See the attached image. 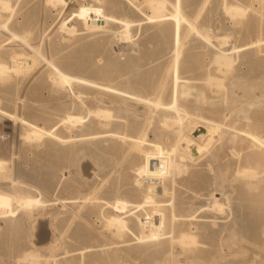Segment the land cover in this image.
Returning a JSON list of instances; mask_svg holds the SVG:
<instances>
[{
  "label": "rangeland",
  "instance_id": "1",
  "mask_svg": "<svg viewBox=\"0 0 264 264\" xmlns=\"http://www.w3.org/2000/svg\"><path fill=\"white\" fill-rule=\"evenodd\" d=\"M174 1L168 0L160 12L166 16L151 22L154 11L147 0H10L11 17L0 7V63L13 65L12 57L18 55L24 65L19 72L10 69L6 75L0 74V162L4 164L0 167V264H33L28 254L37 256L36 264L264 261V223L257 228L246 226L248 216H254L247 201L264 190V143L244 134H264V123L256 124L264 117V0H193L191 7L183 4L184 13L197 27L195 31L189 25L183 28V56L194 59L183 74L196 78L209 101L198 104L191 97L180 103L193 116L218 119L232 129L229 132L226 125L210 135L206 123L185 118L182 135L206 145L197 159L184 149L174 110L159 105L149 110L144 103L129 101L140 118L136 122L128 113L115 116L118 107H125L123 96L76 82L57 86L53 80L56 66L70 76L114 88H125V83L132 81L147 97L173 103L172 76L165 75L177 42L174 36L170 42L169 34L160 32L166 27L165 33H169ZM235 5L246 14L226 12ZM63 22L69 23L74 33L68 32ZM127 23L131 28L125 36ZM233 47H239L238 51L230 52ZM226 49L232 53L233 65L224 78L216 57ZM110 58L118 59L112 64L115 74L101 77L92 72L91 68L104 67ZM127 59L134 64H126ZM155 66H159L157 74L151 71ZM208 77L222 78L226 84L230 80L231 89L232 82L240 84L238 79H242V84L245 78L243 83L251 86V92L246 91V84L233 87L232 92L227 85L226 89H213ZM163 81L168 85L164 93L159 87ZM215 106L221 108V114ZM251 109L255 126L246 121V113L242 115ZM70 116L82 117L83 123L70 122ZM26 131L42 136L32 140ZM255 152L262 156L261 164L254 158ZM148 155L168 160L167 177L154 181L158 185L163 182L173 198L159 206L130 208V212L116 204L113 207L117 202L143 201L136 180L149 186L144 174ZM249 168L259 172L252 183L243 174ZM49 180L55 181L51 188L44 186ZM27 196L40 199L38 207L21 208ZM215 199L223 211L214 207ZM230 205L245 206L247 218L241 225L232 220ZM122 214L129 229H118L109 222ZM10 218L18 223L8 226ZM206 218L210 219L207 225ZM230 222L233 228L237 225L234 239H229ZM183 233L195 235L198 245L181 246L177 239ZM157 234L164 237L137 240Z\"/></svg>",
  "mask_w": 264,
  "mask_h": 264
},
{
  "label": "bare ground",
  "instance_id": "2",
  "mask_svg": "<svg viewBox=\"0 0 264 264\" xmlns=\"http://www.w3.org/2000/svg\"><path fill=\"white\" fill-rule=\"evenodd\" d=\"M52 1V0H51ZM57 1H64V0H57ZM147 2L149 3V5H151V8L152 10L154 11V14L151 15L149 17V20L150 22L151 21H154L155 19H160L162 18L163 16H166V15H161L160 12H162L164 10V8L166 7V4L168 3V0H147ZM188 7H191V5L194 3L193 0H175L173 2V6H174V12H172L170 14V22H168V24L170 25L169 27V33H165V30L167 31L168 29H166V27L164 29L161 30L160 33H163V35H166V34H169L168 38H169V41L172 42L173 41V36L175 37V41L177 42V47H176V50H175V53L173 55L172 53V65H171V68L170 70L168 69L167 71V74L165 76H172V82H171V86L173 87L174 89V95H175V99L173 101V103H169V104H166V103H163L161 102L159 99L156 100L154 98H149L147 97L146 95H144L142 92H139L136 90L135 88V85L133 84L132 81H127L125 84V88H114L112 85L110 84H99L95 81H92L85 77H77V76H70L68 75L67 73L63 72L61 69H59L58 67L54 66V75H53V80L54 82L57 84V86H62V85H65V84H69V83H73V82H76V83H80V84H85V85H93V86H96L102 90H105V91H111L113 93H116V94H119L121 96H123V102L125 104V107H118L117 108V114L118 115H115V116H118L120 117L122 113H128L130 114V116L137 122V121H140V118L134 113V111L132 110V108H130L129 104L127 102L129 101H136L138 103H144L146 104V107L150 109H153L154 106H160L162 107L163 109H166V108H169V109H172L175 111L176 115H175V124H179L180 127H179V133L181 134V136L183 137L182 140H184V142L186 143V146H184V149L186 151V153L193 159H197L199 157L202 156L205 148H206V145H202L199 141H196L195 139L191 138V137H188V136H185V135H182V123H183V120L186 118V119H192V118H197L198 120H201L203 121L204 123L207 124L208 126V130H209V134L211 135L212 133L216 132L218 129H220V127H223L227 125V130L232 131V129H230V124H227V123H221L218 119H212V118H207L205 116H193L189 111H187L186 109L182 108V105L180 102L181 99L183 100H187L191 97H193L195 99V102H197L198 104L199 103H203V102H208V97L205 95V92L199 88L197 85H196V81L194 79L196 78H193V77H187V76H184V71L188 68H190L192 65V62H193V58L191 57H184L183 56V50H182V47H181V41H182V36H183V28L184 27H187L186 25H189V29H192V30H196L197 27L196 25L188 18V16L184 13V4ZM227 6V5H226ZM0 7L2 8V11L5 12V14H7L8 16H10L12 13H11V5H10V0H0ZM228 7V6H227ZM232 7L230 8H227L228 11L226 12H230V15L231 14H234V15H237V16H242L244 14H246L245 10L243 8H241L240 6L238 5H235L232 9ZM6 15V17H7ZM11 17V16H10ZM9 20V18H8ZM161 21V20H160ZM64 24H62V26L64 28H66L68 30V32L70 31H73V28L71 27V25L67 22H63ZM5 27V25H4ZM3 28V27H2ZM131 28V24L130 23H127V25L125 26V36H126V33H129V30ZM66 30V31H67ZM75 30V29H74ZM230 30V29H229ZM64 31V30H63ZM226 32V31H225ZM74 33V31H73ZM122 33V32H120ZM192 33V32H191ZM234 34V33H233ZM116 35V34H115ZM130 35V34H129ZM121 36V35H120ZM128 36V35H127ZM122 39H123V35H122ZM207 39V38H205ZM226 39V38H225ZM208 40V39H207ZM223 41V39H221ZM209 41V40H208ZM231 43V42H230ZM131 46V45H130ZM128 47V46H127ZM133 47V45H132ZM228 47V46H227ZM239 49V47H233L232 50H230V52H234L235 50ZM124 50V49H123ZM228 49L224 51H222L217 57H216V62L218 63L219 67H218V70L222 73V76L224 78H227V74L230 72V68L232 67L233 65V60H232V56L231 54L232 53H228L226 52ZM128 51V50H127ZM130 51V50H129ZM229 51V50H228ZM238 51V50H237ZM241 51V50H240ZM251 54V53H250ZM252 55V54H251ZM238 56V55H237ZM8 58V57H7ZM184 58V60H183ZM23 59V57H22ZM193 59V60H192ZM254 58L252 57L250 60H253ZM12 60H13V65L10 64V66L6 65V64H3V63H0V74L2 75H6L9 73L10 69H12L13 71H18L24 67V65L22 64V60H21V57H19L18 55H15L12 57ZM27 60V59H26ZM118 59L116 58H110L109 61L107 62L108 64H106L104 67H98V68H91L92 72L101 76V77H109L113 74H115L113 68H112V64H114L115 62H117ZM238 60V59H237ZM24 63V62H23ZM28 63V62H27ZM26 63V65H28ZM125 63L126 64H134V62H132L131 60L127 59L125 60ZM216 63V64H217ZM235 64V63H234ZM12 65V66H11ZM161 66V64H160ZM159 66H155V67H152L151 68V71H153V73L157 74L158 72V68ZM83 69V68H82ZM85 70V69H84ZM264 75V74H263ZM240 78V77H239ZM263 78V77H262ZM131 79V78H129ZM168 79V78H167ZM245 79V78H244ZM243 79V81H245ZM264 79V78H263ZM132 80V79H131ZM242 80V79H241ZM241 80L239 81L238 79V82H240L241 84ZM248 80V79H247ZM242 81V84H244ZM139 84H141V87L142 89L146 90V91H149L148 89V86L143 84V83H140L138 82ZM167 82L166 81H163L162 84H160V89H161V92L164 93L167 89ZM207 83L210 84L211 88L215 87L216 90H221L223 87L225 88V85H227L226 87L227 88H230V80H229V83L226 84L224 82V79L222 78H218V77H208L207 78ZM247 82H245L246 84ZM262 83V82H261ZM240 84L236 83L235 81L231 83V86H232V89L233 87L235 86H239ZM240 85L241 87L243 85ZM244 84V85H245ZM250 84H254L253 83H249ZM256 84V82H255ZM259 85V83H258ZM56 86V87H57ZM170 86V88H171ZM246 87L247 89L250 88L248 87V85L246 84ZM256 87V86H254ZM261 87V84L260 86ZM258 87V88H259ZM245 88V87H244ZM253 88V87H252ZM214 89V88H213ZM226 89V88H225ZM232 89L230 88V91L232 92ZM251 89V88H250ZM250 89L246 90V91H249ZM215 90V92H216ZM253 90V89H252ZM228 91V90H227ZM213 92V91H212ZM218 92V91H217ZM251 92V90L249 91ZM227 93V92H226ZM254 93V92H253ZM250 94V93H248ZM252 94V93H251ZM255 94V93H254ZM246 95H247V92H246ZM234 96V95H233ZM231 97V98H234L235 97ZM163 97V96H161ZM253 97V96H252ZM264 97V94L262 95V98L263 99ZM227 99V97H225ZM228 98H230V94L228 93ZM252 100V99H251ZM250 100V101H251ZM230 101V100H229ZM261 101L260 99L258 100V102ZM263 101V100H262ZM211 103H213L212 101H210ZM209 102V104H210ZM254 102V101H253ZM249 103V102H248ZM256 103V101H255ZM254 103V105H255ZM208 104V103H207ZM208 104V105H209ZM221 104V103H220ZM227 104V102H226ZM260 104V103H259ZM258 104V105H259ZM211 105V104H210ZM228 105L230 107V102H228ZM227 105V106H228ZM235 105V104H234ZM251 105V104H250ZM66 106V105H65ZM214 105L212 104L211 107H213ZM249 106V104H248ZM216 107V106H215ZM251 107H253V103L251 105ZM65 107H61V109ZM106 108V106H105ZM248 108V107H247ZM256 108V107H255ZM254 108V109H255ZM63 109V110H64ZM107 109L109 111V115H110V110L107 106ZM229 109V108H228ZM250 109V107H249ZM253 109V108H252ZM252 109L250 111H247L242 114V115H245V119L246 121L251 125L255 126V123L256 124H263L264 123V117H260L259 119H257L256 122L253 121L252 117L250 116L251 115V112ZM66 110V109H65ZM75 110V109H74ZM227 110V109H226ZM240 110V109H239ZM101 111V110H100ZM153 111V110H152ZM154 111H155V108H154ZM215 111L217 112V114H221V108L219 107H216ZM254 111H261L260 108L258 109H255ZM66 112V111H65ZM96 112V111H95ZM103 111V114H108V112H105ZM239 112V111H238ZM100 113V112H99ZM237 112H235L236 114ZM96 114V113H95ZM108 115V116H109ZM169 115V114H167ZM173 115V114H172ZM239 115V114H238ZM74 117V116H72ZM98 117V116H97ZM104 119L105 117L107 116H102ZM112 117V116H111ZM174 118V116H172ZM101 118V117H100ZM102 119V118H101ZM107 120H110L112 119H108L106 118ZM148 119V118H147ZM144 120V119H143ZM69 121H74V122H80V123H83V118L82 117H75V118H71V116L69 117ZM68 121V122H69ZM168 121V120H167ZM108 122V121H107ZM108 122V124H109ZM169 122V121H168ZM171 123V122H170ZM223 124V125H222ZM174 125V124H173ZM116 126H118V124H116ZM103 127V126H102ZM119 127V126H118ZM80 130V129H79ZM85 130V129H84ZM116 129H114L115 131ZM81 131V130H80ZM27 132V131H26ZM105 133V131H104ZM27 137L30 139L32 138V140H38L40 138V136H42L41 134H38V133H32L30 134L29 132H27ZM86 134V133H85ZM84 134V135H85ZM111 134V133H110ZM109 134V135H110ZM156 134V133H155ZM233 133H231L232 135ZM247 137H250L252 139H254L255 141H257L258 143H264V134L262 133H256L254 131H247L244 133ZM81 135V134H80ZM101 135V134H100ZM83 136V134H82ZM145 138H146V134L144 135ZM107 137V136H106ZM109 137V136H108ZM73 138V137H72ZM103 138V136L101 137ZM110 138V137H109ZM180 138V136H179ZM100 139V138H99ZM104 139V138H103ZM106 139V138H105ZM104 139V140H105ZM108 139V138H107ZM201 139H205L204 136H202ZM101 140V139H100ZM145 142V140H143ZM103 142V141H102ZM142 145V144H141ZM139 147V146H138ZM159 148V151H163V148L161 146L158 147ZM175 154V153H174ZM256 160L259 162V164H261L263 162V158L262 156L259 154V152H255V157ZM73 160V159H72ZM1 161V160H0ZM70 161V160H69ZM73 162V161H72ZM72 162L70 164H72ZM147 162H148V165H146V168H145V171H144V174L146 176V178L148 179V181L150 182L149 183V186L148 187H143V183L140 181L141 179H137L136 182L138 183L137 185L140 186L142 189H141V194L143 196V201L140 202V203H129V202H117V203H114L113 207L115 206L116 204V207H120L122 209H125L127 210L126 212H130L131 209L130 208H144L145 206L147 205H152V206H159L162 204V202L165 201L166 198H170L172 199L173 198V192L169 190L168 187H166V185H164L163 182H160L162 185H158L159 183H157L155 180L156 179H159L161 180V177L163 178H166L168 173H167V166L169 165L168 164V160H166L165 158L163 157H155L153 155H148V158H147ZM5 163V162H4ZM69 163V162H68ZM3 163L0 162V167L3 168ZM243 174L246 175L248 178L251 179V183L253 181V179H256L258 177V174L259 172H257L255 169L253 168H249V169H245L243 170ZM96 179V178H95ZM163 180V179H162ZM54 182L55 181H52V180H49V181H44V186H47L49 188L53 187L54 185ZM26 186V185H25ZM41 186V185H39ZM6 191V190H5ZM131 191V190H130ZM12 197V196H11ZM228 197V196H227ZM11 200V199H10ZM24 201H21L22 203V206L21 208H24V207H31L33 205H38V203L41 202V200L39 199H35L33 197H28L27 198H24L23 199ZM169 200V199H168ZM215 204H214V207H218L221 209V211H223V205L220 204V201L219 199H215ZM12 203V202H11ZM20 205V204H19ZM171 205H173V202H171ZM34 206V207H35ZM227 206V205H226ZM246 206L248 208H251L253 213H254V216L251 217V216H248L249 217V223L246 224V226H248L249 228H257V227H260L263 223H264V190H262L261 192L259 193H256L254 194V196H252V198L248 199L247 201V204ZM251 206V207H249ZM38 207V206H36ZM115 207V208H116ZM225 207V206H224ZM244 205L238 209L236 206H231L230 205V215L233 214L234 216V222L236 223H239L241 225V222L244 221L246 217V214L244 212ZM214 209V208H213ZM219 209V210H220ZM31 210V208H30ZM215 210V209H214ZM15 213V212H14ZM117 214V213H116ZM221 214V213H220ZM124 214H122L123 216ZM126 217L128 216L126 213H125ZM177 216L174 214V218H176ZM205 217V216H204ZM209 217V216H208ZM173 218V219H174ZM224 218V217H223ZM7 219V218H6ZM207 219V218H206ZM214 219V218H213ZM212 219V220H213ZM16 221V220H15ZM210 221V219L208 220H205V224L207 225L208 222ZM225 221V220H224ZM109 222H111V224L117 226L118 229H121L124 230L125 228L126 229H129L128 227V223H127V220L126 218L123 216V217H118V216H113L109 219ZM18 222H14V219H8L7 220V225L8 226H12L14 224H17ZM221 223V221H220ZM234 223V224H236ZM210 224V223H209ZM213 224V223H212ZM231 226H229V230H230V236H229V239H234V233H235V229H236V226H234V228L232 227L233 225L230 224ZM222 226V225H221ZM224 226V225H223ZM264 226V225H263ZM110 228V227H109ZM116 228V229H117ZM227 228V227H226ZM263 228V227H262ZM225 229V228H223ZM240 230L242 228H239ZM228 230V231H229ZM263 231V229H261ZM234 231V233H233ZM229 233V232H228ZM247 234V233H246ZM246 234L244 236H246ZM262 234V232H261ZM237 235V234H236ZM120 236V234H119ZM162 236L164 237V235L162 234H157V235H153V237H137V240L139 242H143V241H153V240H156V239H160L162 238ZM261 236V235H260ZM262 237V236H261ZM241 238V237H240ZM264 238V237H263ZM174 239V238H173ZM258 240V239H257ZM261 240V239H260ZM264 240V239H263ZM178 243L180 244L181 243V246L183 244V246L185 245V248H186V245H189V246H192V245H198V240L196 238L195 235L193 234H188V233H183L181 236L178 237L177 239ZM252 241V239H251ZM256 241V240H254ZM174 243V242H173ZM184 248V249H185ZM172 253V252H171ZM27 256H29L28 258L33 262V264H36L38 262L39 259H37V256L34 255V254H28ZM26 256V257H27ZM262 257V256H261ZM261 257H260V260H261ZM264 260V259H262ZM232 264V263H230ZM262 264H264V261L262 262Z\"/></svg>",
  "mask_w": 264,
  "mask_h": 264
}]
</instances>
